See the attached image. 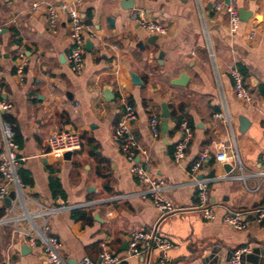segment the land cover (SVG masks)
Returning <instances> with one entry per match:
<instances>
[{
	"label": "crops",
	"instance_id": "crops-1",
	"mask_svg": "<svg viewBox=\"0 0 264 264\" xmlns=\"http://www.w3.org/2000/svg\"><path fill=\"white\" fill-rule=\"evenodd\" d=\"M41 1L58 5L77 0H0V101L11 105L2 120L13 129L20 159L17 178L23 185L21 196L11 187L0 201V218L7 209L25 216L15 226H0V264H48L40 246L31 248L25 234L42 230L38 212L60 204L81 206L77 214L60 210L46 217L47 235L59 240L66 262L83 257L97 261L106 248L125 258L119 264H161L162 254L168 264H221L247 249L242 264H264V223L256 224L252 214L246 215L244 231L223 223L228 211L264 207V178L254 175L262 169L264 155V0H236L240 26L234 34L228 32L226 13L215 10L225 0H79L77 10L89 29L78 75L67 64L68 19L61 18L53 31L43 10L31 11ZM137 10L165 25L168 35H148L133 19ZM19 54L26 60L22 82L15 76ZM232 65L253 95L251 104L234 97L226 71ZM130 73L141 85L133 84ZM181 75L185 84H172ZM124 101L136 113L130 132L147 153L148 159L140 161L165 182V196L182 209L157 228L177 245L165 253L153 250L127 258L131 234L151 232L157 213L138 196L142 188L133 164L112 140ZM162 104L169 114L166 130ZM223 110L251 191L237 178L216 179L222 173L215 155L231 141L228 125L215 117ZM152 118L158 120L157 137L150 129ZM183 121L192 138L184 160L175 163L172 152ZM62 130L76 132L81 140L80 150L69 159L48 154V139ZM202 154L207 159L193 178L190 170ZM194 180H210L212 221L195 209Z\"/></svg>",
	"mask_w": 264,
	"mask_h": 264
},
{
	"label": "built area",
	"instance_id": "built-area-1",
	"mask_svg": "<svg viewBox=\"0 0 264 264\" xmlns=\"http://www.w3.org/2000/svg\"><path fill=\"white\" fill-rule=\"evenodd\" d=\"M79 0L74 2H62L58 5L51 4L48 1H41L32 4L31 11L36 13L41 10L45 12L49 27L54 31L58 21L66 17L70 25L69 34V54L67 56V64L72 73L78 75L82 72L84 63V37L88 31V27L83 24L81 16L77 10ZM216 11H224L228 17V32L234 34L238 31L240 26L239 13L236 8V0H227V3H218L215 6ZM133 19L137 25L144 30L148 35L156 37H165L168 35L169 29L155 21L149 19L142 11L137 10L133 14ZM2 34V27L0 26V36ZM210 58L213 59V52L211 48L208 49ZM19 61L16 63L15 76L20 82L23 80L26 60L22 54L18 55ZM227 74L232 82L234 97L238 102L243 104H251L253 95L244 84V78L236 66H228ZM11 109V105L7 102L0 101V133L3 143V151L0 153V201H3L9 193L10 188H14L16 194L21 196L23 185L17 178V170L20 159L17 156L18 146L13 140L12 127L2 120V114ZM216 114L215 117L221 119L229 127L230 140L232 130L230 126L229 116L227 111ZM136 120V113L132 106L124 101V111L121 120L118 122L112 134V140L117 146L119 152L124 158L133 164L132 173L136 176L138 184L141 186V191L138 196L143 200H149L157 213V220L153 230L149 233L134 232L131 234L127 244V258L138 257L143 255H150L153 250H158L162 253L176 249L177 245L170 242L168 239L158 234L157 228L160 223L167 217L174 216L182 211V209L175 207L165 196L168 187L162 179L150 174L144 167L146 162V151L138 147L133 135L130 132V125ZM264 129V123L262 124ZM150 129L153 137L158 136V120L152 118L150 121ZM180 138L175 143L172 160L175 163H180L185 158V151L192 138V132L188 124L183 121L179 124ZM230 141V146L227 150L221 151L215 155V161L218 170L222 173L216 179L237 178L243 182L247 176L244 174V166L239 158L238 151L234 141ZM48 154L53 157L61 158L66 153H75L80 150L81 140L79 135L72 130L58 131L48 139ZM135 159H139L135 162ZM207 154H202L198 161L191 168V176L194 178L195 173L199 170L202 163L206 161ZM262 169L254 174L255 176L264 178V155L260 158ZM225 165H230V171L226 173ZM238 173V176H234ZM253 175V176H254ZM210 180H194V187L196 190V197L198 200L197 209L202 217L207 221L214 219V212L208 196V183ZM247 191H251L245 187ZM257 189V188H256ZM78 207H65L60 204L56 207L46 208L40 211L36 216L43 219L42 230H33L27 232L25 235L28 238V245L33 248L39 245L45 260L48 264H67L66 260L61 256V244L59 240L47 232L49 227L47 225L46 217L52 215L60 210L73 211ZM252 214L256 224L264 223V207L256 208L250 212L228 211L223 217L224 225L233 231L246 230V215ZM25 216H15L11 209L5 210L4 216L0 218V226H15L16 223ZM247 249L236 251L228 260L221 264H240V257ZM125 258H121L112 254L106 248H103L99 254L97 261L91 260L88 257H83L76 264H119ZM161 264H168V260L164 254L160 257Z\"/></svg>",
	"mask_w": 264,
	"mask_h": 264
},
{
	"label": "water",
	"instance_id": "water-1",
	"mask_svg": "<svg viewBox=\"0 0 264 264\" xmlns=\"http://www.w3.org/2000/svg\"><path fill=\"white\" fill-rule=\"evenodd\" d=\"M125 1L128 2L129 4L132 2V0H125ZM225 3H227V0H225ZM89 46H90V44L88 42L85 49H87ZM130 77H131V80H132V82H133L134 85H141L140 79L135 74L130 73ZM186 81H187V78L184 75H181L179 77V79L176 80V82H173L172 84L178 85V86H183ZM168 115H169L168 114V108L166 107L165 104H162L161 105V117L163 119L162 126H163V129L164 130H166ZM70 156H71V153L64 154V158L65 159H69ZM224 171L226 173H228L230 171V165H225L224 166ZM5 202L8 204L9 203L8 202V199H6ZM242 259H243V256L241 255V257H240V264H242ZM67 264H76V263L67 262Z\"/></svg>",
	"mask_w": 264,
	"mask_h": 264
},
{
	"label": "trees",
	"instance_id": "trees-1",
	"mask_svg": "<svg viewBox=\"0 0 264 264\" xmlns=\"http://www.w3.org/2000/svg\"><path fill=\"white\" fill-rule=\"evenodd\" d=\"M77 212H78V210H74L72 213H75V214H77Z\"/></svg>",
	"mask_w": 264,
	"mask_h": 264
}]
</instances>
